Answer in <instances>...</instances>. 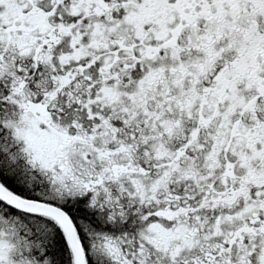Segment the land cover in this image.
<instances>
[{"label":"snow or ice","instance_id":"6c2138e0","mask_svg":"<svg viewBox=\"0 0 264 264\" xmlns=\"http://www.w3.org/2000/svg\"><path fill=\"white\" fill-rule=\"evenodd\" d=\"M0 264H264V0H0Z\"/></svg>","mask_w":264,"mask_h":264}]
</instances>
